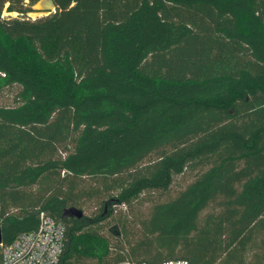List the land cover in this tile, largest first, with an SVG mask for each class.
Returning a JSON list of instances; mask_svg holds the SVG:
<instances>
[{"label":"trees","instance_id":"16d2710c","mask_svg":"<svg viewBox=\"0 0 264 264\" xmlns=\"http://www.w3.org/2000/svg\"><path fill=\"white\" fill-rule=\"evenodd\" d=\"M54 2L0 16V264L40 211L57 264H264V0Z\"/></svg>","mask_w":264,"mask_h":264},{"label":"built area","instance_id":"2783aa9c","mask_svg":"<svg viewBox=\"0 0 264 264\" xmlns=\"http://www.w3.org/2000/svg\"><path fill=\"white\" fill-rule=\"evenodd\" d=\"M67 227L45 211L39 212V224L34 230L19 234L2 246L3 264H57L64 251ZM113 264H148L123 260ZM161 264H189L185 259H169Z\"/></svg>","mask_w":264,"mask_h":264},{"label":"rangeland","instance_id":"374dc122","mask_svg":"<svg viewBox=\"0 0 264 264\" xmlns=\"http://www.w3.org/2000/svg\"><path fill=\"white\" fill-rule=\"evenodd\" d=\"M39 0H35L32 2L31 0H21L22 3L31 5V10L27 12V15L30 16L31 18H37L39 16L45 15L46 12L40 8H38L37 3ZM17 0H0V16L2 18L8 19L13 16H17L18 12L17 11H10L8 7L10 4L16 3ZM12 98V92L10 90L4 92V94L0 98V102L2 103H9ZM193 179V174L186 172L184 174L176 175L173 178V183L171 184L170 188L165 191V192H159L156 191L154 193L142 195L141 198L139 199L140 201H143L142 204L139 205H132L130 207H115V209L118 211V213L121 211H129V212H137L138 209L145 210L147 208V202L150 200H167L171 199L176 196V194L185 188V186ZM107 198V194H99L98 196L86 199L82 203L81 209L86 215L89 216H94L99 212V209L101 207V203L103 200ZM149 206V205H148ZM116 212L112 214V216L108 217V219L103 223L104 229H109L111 228L115 223V217H116Z\"/></svg>","mask_w":264,"mask_h":264},{"label":"water","instance_id":"95a60500","mask_svg":"<svg viewBox=\"0 0 264 264\" xmlns=\"http://www.w3.org/2000/svg\"><path fill=\"white\" fill-rule=\"evenodd\" d=\"M37 6L38 8L44 10V11H48L45 13V15L53 12L56 10V4L54 2V0H39L38 3H37ZM75 212V211H73ZM77 216H81L82 215V211L79 210L77 212H75ZM110 231L116 235V236H119L120 235V230L118 228L117 225H113L111 228H110ZM2 242V227L0 225V243Z\"/></svg>","mask_w":264,"mask_h":264}]
</instances>
